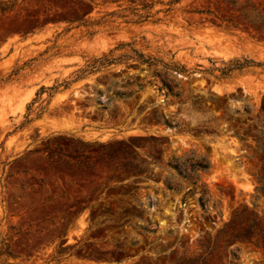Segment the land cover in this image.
<instances>
[{"label": "rangeland", "instance_id": "374dc122", "mask_svg": "<svg viewBox=\"0 0 264 264\" xmlns=\"http://www.w3.org/2000/svg\"><path fill=\"white\" fill-rule=\"evenodd\" d=\"M242 209L264 218V0H0V264H179Z\"/></svg>", "mask_w": 264, "mask_h": 264}, {"label": "trees", "instance_id": "16d2710c", "mask_svg": "<svg viewBox=\"0 0 264 264\" xmlns=\"http://www.w3.org/2000/svg\"><path fill=\"white\" fill-rule=\"evenodd\" d=\"M254 31L255 28H252ZM251 62L244 61V63L240 64L238 61H233L227 64L229 66L228 71L240 69ZM187 160H181L180 158H173L169 162V165L172 169L177 172L178 177L185 179L186 181H192V185L196 186L197 176L195 174L198 170H205L208 169L207 162H203V160H191L190 166L187 168L185 164ZM192 173L189 175H193L195 179L188 178L189 175L185 173ZM192 177V176H191ZM166 187L172 191H176L177 187L172 186L170 184H166ZM256 191H261L260 189H256ZM203 194L198 200L201 207H204L205 200H202ZM235 241L239 244H246L249 245L261 252H264V218L259 217L253 211H247V209H242L239 212H235L232 219L223 225L221 229H219L215 235L207 242L208 246L206 247V251L203 255H199L195 259L189 258H182L179 260V264H194V260L199 261L204 256L205 261L206 258L210 256L208 254L209 249L213 245L215 248L216 246H223L228 241ZM202 247V246H201ZM215 248H211L210 251L214 252ZM238 248L231 249L229 251L231 257L233 259H237L238 257Z\"/></svg>", "mask_w": 264, "mask_h": 264}]
</instances>
